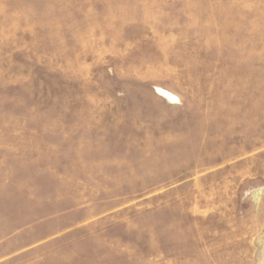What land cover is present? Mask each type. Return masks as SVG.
<instances>
[{
    "label": "rangeland",
    "instance_id": "rangeland-1",
    "mask_svg": "<svg viewBox=\"0 0 264 264\" xmlns=\"http://www.w3.org/2000/svg\"><path fill=\"white\" fill-rule=\"evenodd\" d=\"M0 264H264V0H0Z\"/></svg>",
    "mask_w": 264,
    "mask_h": 264
}]
</instances>
